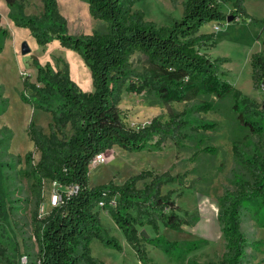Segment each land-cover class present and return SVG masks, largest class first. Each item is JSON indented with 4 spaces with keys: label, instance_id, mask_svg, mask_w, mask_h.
<instances>
[{
    "label": "trees",
    "instance_id": "trees-1",
    "mask_svg": "<svg viewBox=\"0 0 264 264\" xmlns=\"http://www.w3.org/2000/svg\"><path fill=\"white\" fill-rule=\"evenodd\" d=\"M28 0H5L9 16L16 25L26 26L35 41L44 45L52 39L75 50L90 70L93 90H82L71 79L69 67L62 60L61 68L36 58L35 80L22 74L20 98L33 108L49 112L48 132L30 120L25 128L33 151L23 158L8 152L10 129L0 126V264H19L21 254L25 264H103L90 252V244L98 238L105 245L121 250L115 237L101 225L97 201L104 200L105 209L141 264H155L147 255L146 243L162 248L179 264H257L252 262L261 241L248 237L241 228L245 215L264 225V106L243 94L218 69L215 59L200 50L212 34L197 33L208 21L224 22L231 14L236 22H247L264 28V18L250 15L244 0H184L182 14L169 24L156 25L145 20L141 11H130L135 0H85L89 14L104 25L89 34H72L57 0H40L42 11L26 14ZM231 1L228 13L222 4ZM8 30L0 25V50ZM213 43V41H211ZM139 52L144 64L139 70L131 67V55ZM254 88L264 91V53L250 55ZM154 97L163 103L189 101L203 97L189 110L207 112L215 108L208 98L230 99V110L237 124L260 139L262 147L249 153L233 139L235 160L233 188L224 189L217 199L216 218L224 241L219 260L198 261L186 254L206 243L205 239L190 243L167 240L157 235L162 225L180 231L183 225H193L198 214L181 213L171 194L161 191L164 183L174 180L184 183L187 173L175 177L167 170L156 173L142 169L121 183L108 181L89 183V161L116 145L129 151L160 150L169 139L177 148L183 146L190 133L217 129L216 121H189L187 111L168 109L167 118L153 116L147 124L132 127L126 124L118 107L121 92ZM0 84V113L7 108ZM199 150L214 153L215 148L198 139ZM197 153L193 152L194 160ZM7 156V158L3 157ZM23 163V167L16 165ZM30 179L34 208L31 214V234L22 237V247L7 225L13 209L8 179L11 172ZM56 180L59 184L76 185L75 193L63 195L57 205L43 216L37 209L43 198V183ZM142 181L141 186L137 183ZM113 199V204L108 201ZM149 226L154 236L140 234L138 227ZM29 239L28 243L26 239ZM25 242V243H24ZM252 253H248L247 250Z\"/></svg>",
    "mask_w": 264,
    "mask_h": 264
},
{
    "label": "rangeland",
    "instance_id": "rangeland-1",
    "mask_svg": "<svg viewBox=\"0 0 264 264\" xmlns=\"http://www.w3.org/2000/svg\"><path fill=\"white\" fill-rule=\"evenodd\" d=\"M183 1L135 0L130 6V11H141L145 20L152 21L156 25L169 24L181 16ZM57 3L60 12L66 18L68 31L72 34H89L104 25L101 19L94 18L89 14L85 0H57ZM29 7V13L24 11L26 14H36L39 11L32 3L29 4ZM228 7V1L222 4V9L226 13H228ZM247 8L254 17L264 18V0H247ZM8 12L9 8L5 0H0V25L8 30V36L3 39L0 50V84L3 96L7 98L8 103L6 110L0 113V126L7 127L12 133L8 152L23 158L27 151L32 150L33 159L36 161L38 153L33 150L32 142L28 139L25 128L30 120L36 123L42 120L44 124L45 117L41 115L50 113L33 108L19 96L22 89V74H28L31 81L35 80L36 66L32 62L33 58H36L41 64L49 62L53 68H61L62 60L66 61L71 79L82 90H93V84L88 66L75 50L61 45L57 39H52L44 45L38 44L28 27L16 25ZM224 22L219 24L208 21L199 26L197 33L212 34V38L200 46V50L207 53L211 59H215L218 69L224 72L225 78L230 83L239 88L243 94L263 104L264 91L254 88L252 83L250 55L256 51L264 53V28L256 32L251 27L259 25L234 20L229 22L225 20ZM214 25H218L220 29H214ZM23 41H26L30 48L26 53L20 51V44ZM130 60L131 67L136 70H139L144 64V56L139 52H134ZM202 98H193L186 102L163 103L154 97L146 98L142 94L122 91L118 107L122 110L124 121L129 126L136 127L147 124L153 116L157 115H162L163 119H166L167 111L171 108L175 111H187L186 115L189 121H216L218 127L215 130H198L190 133L181 148L175 147L173 141L169 139L160 150L129 151L113 145L103 151L105 160L89 170L91 185L110 180L119 184L129 175L142 169H151L156 173L167 170L174 177L177 173H187L184 183H178L174 178V180L164 183L161 191L174 189L171 196L180 208V212L198 214V220L191 226L183 225L180 231L160 225L157 235L180 243L205 239V244L186 254V257L195 256L200 262L207 259L217 261L221 258L224 250V241L216 218L217 199L224 189L233 188L235 166L232 150L233 139L240 141L243 149L249 153L262 147L260 139L237 124L235 116L230 110V99L218 100L214 96H209L208 98L215 106L213 110L207 112L189 110ZM198 139H202L204 144L213 146L215 152L200 151ZM193 152L197 153L194 160L191 158ZM3 157L7 158V156ZM18 167H23V163L17 164L16 169ZM7 183L10 198L13 200V209L7 229L14 233L13 239L19 243L22 250V237H28L31 234V214L34 208V198L30 189L31 180L19 174L15 175L13 171ZM141 185L142 181H139L137 186ZM58 188L63 189V186ZM51 190L50 181L43 183L41 188L43 200L38 206L37 215L43 216L49 209L47 202ZM94 209L99 210L101 225L109 235L117 239L121 250L105 245L98 238H94L90 244L91 254L103 264H141L137 260L133 248L125 240L122 231L114 224L109 214L102 207L95 205ZM241 228L248 237L261 241L258 249L254 252L252 262L264 264V225L259 224L254 217L247 214L241 222ZM138 229L144 230L149 236L155 235L147 225L138 227ZM28 241L27 238L26 242L28 243ZM145 247L147 255L153 263L179 264L162 248L149 243H146ZM247 251L252 253L249 249ZM22 255L24 254L20 255L19 264H22Z\"/></svg>",
    "mask_w": 264,
    "mask_h": 264
},
{
    "label": "built area",
    "instance_id": "built-area-1",
    "mask_svg": "<svg viewBox=\"0 0 264 264\" xmlns=\"http://www.w3.org/2000/svg\"><path fill=\"white\" fill-rule=\"evenodd\" d=\"M217 28H218V26L216 25L215 29H217ZM104 160H105V158H104L103 152H99L91 158V160L89 161V166L91 168L94 165L103 162ZM50 183L52 185V190H51V193L49 195L48 202H47L49 205V208L53 205H57L60 202L62 194L63 195H69V194L75 193L77 190L76 185H70V186L61 185L56 180H52V181H50ZM59 186H63V189L58 188ZM103 203H104V200H99V201H97L96 206L102 207ZM108 204L112 205L113 199L109 200ZM46 212H47V210H46ZM38 216L41 217L40 214ZM26 261H27L26 255H22L21 256L22 264H25Z\"/></svg>",
    "mask_w": 264,
    "mask_h": 264
},
{
    "label": "crops",
    "instance_id": "crops-1",
    "mask_svg": "<svg viewBox=\"0 0 264 264\" xmlns=\"http://www.w3.org/2000/svg\"><path fill=\"white\" fill-rule=\"evenodd\" d=\"M30 3H32L33 4V6H36V8H38V12H36V14H38L40 11H42V2L40 1V0H28V3H26L25 4V6H24V11L26 12V13H29L28 11H30V7H29V4ZM228 12H229V10L231 9V6H232V4H231V1H228ZM244 6H245V8H246V10H247V12L250 14V15H252L251 13V11L247 8V0H244ZM253 16V15H252ZM254 17V16H253ZM256 18H258V17H256ZM213 23H216L215 21H212ZM223 23H225V22H221V23H219V24H223ZM215 26L216 25H214V29H215ZM218 26V25H217ZM249 27V26H248ZM250 28V27H249ZM252 28V30H255L256 32H258V30H260V29H262V27L261 26H256V27H251ZM220 29V27L218 26V28L216 29V30H219ZM42 117H45L44 118V124L42 123L43 121L41 120V122H37V123H40L41 124V126H42V129H43V131L44 132H48V122L50 121V119H51V116H50V114H48V113H44V114H42L41 115ZM38 153V152H37ZM38 156H39V154H38ZM104 211L105 212H107L105 209H104ZM108 213V212H107Z\"/></svg>",
    "mask_w": 264,
    "mask_h": 264
},
{
    "label": "water",
    "instance_id": "water-1",
    "mask_svg": "<svg viewBox=\"0 0 264 264\" xmlns=\"http://www.w3.org/2000/svg\"><path fill=\"white\" fill-rule=\"evenodd\" d=\"M232 19H233V16L231 14H228L226 16V21L227 22L231 21ZM29 50H30V48H29L28 44L26 43V41L21 42V44H20L21 53H26ZM263 106H264V103H263ZM140 234L144 235V236H148L147 233L144 230H140Z\"/></svg>",
    "mask_w": 264,
    "mask_h": 264
}]
</instances>
